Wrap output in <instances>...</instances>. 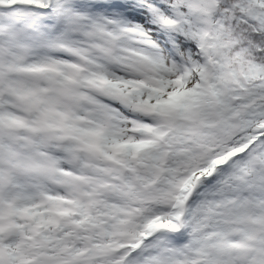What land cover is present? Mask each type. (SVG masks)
<instances>
[{
  "label": "snow or ice",
  "instance_id": "snow-or-ice-1",
  "mask_svg": "<svg viewBox=\"0 0 264 264\" xmlns=\"http://www.w3.org/2000/svg\"><path fill=\"white\" fill-rule=\"evenodd\" d=\"M0 264H264V0H0Z\"/></svg>",
  "mask_w": 264,
  "mask_h": 264
}]
</instances>
